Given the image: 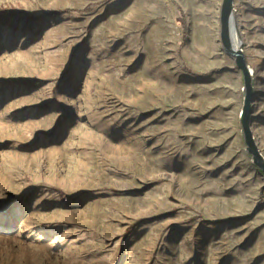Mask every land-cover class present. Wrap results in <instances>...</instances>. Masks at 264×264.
<instances>
[{"label":"rangeland","instance_id":"374dc122","mask_svg":"<svg viewBox=\"0 0 264 264\" xmlns=\"http://www.w3.org/2000/svg\"><path fill=\"white\" fill-rule=\"evenodd\" d=\"M222 4L0 0L38 19L0 21V264H264ZM234 10L264 157V0Z\"/></svg>","mask_w":264,"mask_h":264},{"label":"water","instance_id":"95a60500","mask_svg":"<svg viewBox=\"0 0 264 264\" xmlns=\"http://www.w3.org/2000/svg\"><path fill=\"white\" fill-rule=\"evenodd\" d=\"M235 0H223L221 9V40L224 50L235 59L237 68L242 72L245 86L244 108L240 115L244 141L247 147V153L252 156L255 166H257L264 175V157L262 156L252 132V102L254 98L253 74L249 68L246 56L243 51L235 46L233 36L236 34V25L234 21Z\"/></svg>","mask_w":264,"mask_h":264},{"label":"trees","instance_id":"16d2710c","mask_svg":"<svg viewBox=\"0 0 264 264\" xmlns=\"http://www.w3.org/2000/svg\"><path fill=\"white\" fill-rule=\"evenodd\" d=\"M13 14V12H12ZM15 17L18 16V20L17 22H14V20H12L11 22H7L8 20H5L7 19V16H0V18L2 20V22L4 23H8V26L9 28H17V23H21V22H24L25 24H32L31 22H37L38 19L34 18V17H30L28 15H25L24 13H18V12H15V14H13ZM39 84V81L37 80H25V81H21L20 82V85L24 86V87H28V88H35L37 85ZM207 223V222H206Z\"/></svg>","mask_w":264,"mask_h":264},{"label":"bare ground","instance_id":"6f19581e","mask_svg":"<svg viewBox=\"0 0 264 264\" xmlns=\"http://www.w3.org/2000/svg\"><path fill=\"white\" fill-rule=\"evenodd\" d=\"M234 21H235V20H234ZM234 21H233V22H234ZM233 42H234L235 46L240 45V40H239L238 35H234V36H233ZM251 73L253 74V71H251Z\"/></svg>","mask_w":264,"mask_h":264}]
</instances>
